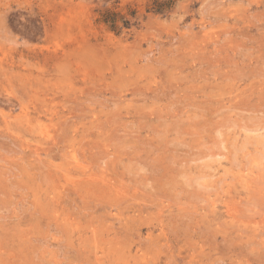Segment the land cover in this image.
Segmentation results:
<instances>
[{
  "label": "rangeland",
  "instance_id": "1",
  "mask_svg": "<svg viewBox=\"0 0 264 264\" xmlns=\"http://www.w3.org/2000/svg\"><path fill=\"white\" fill-rule=\"evenodd\" d=\"M0 264H264V0H0Z\"/></svg>",
  "mask_w": 264,
  "mask_h": 264
},
{
  "label": "bare ground",
  "instance_id": "2",
  "mask_svg": "<svg viewBox=\"0 0 264 264\" xmlns=\"http://www.w3.org/2000/svg\"><path fill=\"white\" fill-rule=\"evenodd\" d=\"M25 115H26V114H25ZM54 143H55V142H54ZM52 145H53V144H52ZM56 145H57V143H56ZM37 150H38V148H37ZM49 150H50V149H49ZM75 150H76V149H75ZM39 151H40V150H39ZM37 153H38V152H37ZM37 153H36V154H37ZM32 155H33V154H32ZM37 155H38V154H37ZM38 157H39V156H38ZM80 165H81V164H80ZM45 166H46V165H45ZM45 166H44V167H45ZM78 169H80V168H78ZM84 169H85V168H84ZM86 169H87V167H86ZM80 170H81V169H80ZM80 170H79V171H80ZM56 171H57V170H56ZM73 171H74V170H73ZM88 171H89V170H88ZM49 173H50V172H49ZM56 173H57V172H56ZM71 173H72V172H71ZM71 173H70V174H71ZM78 173H79V172H78ZM90 173H92V172H90ZM53 174H54V172H53ZM88 174H89V173H88ZM95 174H96V173H95ZM164 174H165V173H164ZM63 175H64V174H63ZM71 175H72V174H71ZM73 175H74V174H73ZM86 175H87V174H86ZM90 175H91V174H90ZM106 175H107V174H106ZM51 176H52V175H51ZM55 176H57V175H55ZM64 176H65V175H64ZM88 176H89V175H88ZM92 176H93V175H92ZM94 176H96V175H94ZM94 176H93V177H94ZM103 176H104V175H103ZM60 177H61V176H60ZM60 177H59V178H60ZM73 177H74V176H73ZM98 177H100V176H98ZM50 178H51V177H50ZM94 178H95V177H94ZM101 178H102V177H101ZM111 178H112V177H111ZM64 179H65V178H64ZM74 179H75V178H74ZM74 179H73V180H74ZM83 179H84V178H83ZM89 179H90V178H89ZM66 180H67V179H66ZM73 180H72V182H73V184H75V182H74ZM90 180H91V179H90ZM90 180H89V181H90ZM97 180L99 181V178H98ZM50 181H51V180H50ZM86 181H88V179H87ZM103 181H104V180H103ZM103 181H102V182H103ZM173 181H174V180H173ZM68 182H69V180H68ZM70 182H71V181H70ZM77 182H78V181H77ZM105 182H106V181H105ZM108 182H109V181H107V183H108ZM47 183H48V182H47ZM92 183H93V182H92ZM96 183H98V182H96ZM96 183H95V184H96ZM99 183H100V184H99ZM99 183H98V184H99L98 186L101 185V182H99ZM110 183H112V182H110ZM87 184H88V183H87ZM114 184H115V183H114ZM75 185H76V184H75ZM85 185H86V184H85ZM168 185H169V184H168ZM107 186H108V184H107ZM73 187H74V185H73ZM90 187L92 188V185H91ZM74 188H75V187H74ZM93 188H94V187H93ZM104 188H105V187H104ZM107 188H109V187H107ZM115 188H116V186H115ZM118 188H119V187H118ZM98 189H99V188H98ZM110 189L112 190V188H110ZM110 189H109V190H110ZM113 189H114V188H113ZM91 190H92V189H91ZM100 190H101V189H100ZM107 190H108V189H107ZM109 190H108V191H109ZM122 190H123V189H122ZM78 191H79V190H78ZM86 191H87V190H86ZM108 191H107V192H108ZM168 191H169V190H168ZM93 192H95V191H93ZM100 192H101V191H100ZM103 192H104V191H103ZM118 192H119V191H118ZM86 193H87V192H86ZM97 193H98V192H97ZM104 193H105V192H104ZM114 193H115V192H114ZM58 194H59V193H58ZM95 194H96V193H95ZM118 194H119V193H118ZM124 194H125V193H124ZM59 195H60V194H59ZM88 195L91 196L92 194L90 193V194H88ZM100 195H102V192H101ZM114 195H115V194H114ZM109 197H110V195H109ZM120 197H121V195H120ZM53 198H55V197H53ZM59 199H60V198H59ZM59 199H58V200H59ZM106 199H107V197H106ZM113 199H115V198L113 197ZM116 199H117V198H116ZM119 199H120V198H119ZM154 199H155V198H154ZM56 200H57V199H56ZM109 201H110V200H109ZM114 201H116V200H114ZM53 202H54V200H53ZM62 202H63V201H62ZM76 202H77V201H76ZM105 202H106V201H105ZM98 203H99V202H98ZM51 205H52V204H51ZM82 205H83V204H82ZM88 205H89V204H88ZM105 206H106V205H105ZM148 207H149V206H148ZM106 208H107V207H106ZM58 209H59V208H58ZM59 210H60V209H59ZM86 210H88V209H86ZM38 212H39V211H38ZM86 212H87V211H86ZM88 212H89V211H88ZM85 215H86V214H85ZM89 215H90V214H89ZM43 217H44V216H43ZM87 217H88V216H87ZM84 218H85V217H84ZM40 219H41V218H40ZM90 221H91V220H90ZM4 223H5V222H4ZM7 223H8V221H7ZM10 223H11V221H10ZM41 223H42V222H41ZM7 239H8V238H7ZM18 259H19V258H18ZM37 261H38V260H37ZM30 262H31V260H30Z\"/></svg>",
  "mask_w": 264,
  "mask_h": 264
}]
</instances>
